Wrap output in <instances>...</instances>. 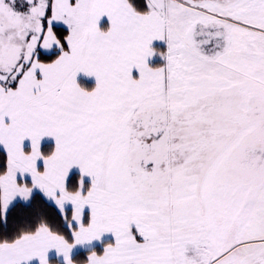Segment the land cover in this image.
<instances>
[{"label":"snow or ice","instance_id":"1","mask_svg":"<svg viewBox=\"0 0 264 264\" xmlns=\"http://www.w3.org/2000/svg\"><path fill=\"white\" fill-rule=\"evenodd\" d=\"M0 264H264V0H0Z\"/></svg>","mask_w":264,"mask_h":264},{"label":"rangeland","instance_id":"2","mask_svg":"<svg viewBox=\"0 0 264 264\" xmlns=\"http://www.w3.org/2000/svg\"><path fill=\"white\" fill-rule=\"evenodd\" d=\"M85 83L91 84L92 81L91 80H86ZM46 143H48V142H46Z\"/></svg>","mask_w":264,"mask_h":264},{"label":"crops","instance_id":"3","mask_svg":"<svg viewBox=\"0 0 264 264\" xmlns=\"http://www.w3.org/2000/svg\"><path fill=\"white\" fill-rule=\"evenodd\" d=\"M46 142H48V141H46Z\"/></svg>","mask_w":264,"mask_h":264}]
</instances>
